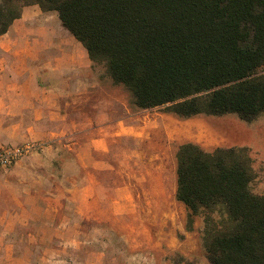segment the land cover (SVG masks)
<instances>
[{
	"label": "trees",
	"instance_id": "trees-1",
	"mask_svg": "<svg viewBox=\"0 0 264 264\" xmlns=\"http://www.w3.org/2000/svg\"><path fill=\"white\" fill-rule=\"evenodd\" d=\"M28 5L55 11L137 108L245 122L264 113V0H0V36ZM175 157L174 197L187 229L203 218L209 263L264 264V193L250 189L249 148L185 142Z\"/></svg>",
	"mask_w": 264,
	"mask_h": 264
},
{
	"label": "crops",
	"instance_id": "crops-1",
	"mask_svg": "<svg viewBox=\"0 0 264 264\" xmlns=\"http://www.w3.org/2000/svg\"><path fill=\"white\" fill-rule=\"evenodd\" d=\"M27 23L0 36V147H43L0 167V264H109V248L134 249L132 229L116 244L105 236L117 230L102 225L135 211L128 179L102 175L116 169L109 137L122 121L82 115L99 87L86 50L61 23L21 30Z\"/></svg>",
	"mask_w": 264,
	"mask_h": 264
},
{
	"label": "rangeland",
	"instance_id": "rangeland-1",
	"mask_svg": "<svg viewBox=\"0 0 264 264\" xmlns=\"http://www.w3.org/2000/svg\"><path fill=\"white\" fill-rule=\"evenodd\" d=\"M28 6L22 9L21 17L24 16L28 23L21 30L37 31L56 23L60 25L55 11L43 12L37 5ZM91 67L99 87L89 97L88 106L80 108L81 113L99 121L107 119L113 126L116 120L122 121L121 133L109 137L112 152L108 159L117 165L116 169L103 171L102 175L104 179H128L134 195L133 215L102 222L105 227L117 230L116 235L105 236V239L116 237V244L121 243L117 241L123 233L121 230H133L124 233L134 249L119 252L115 247L109 248V264H210L203 246V218L196 216L192 229H187V210L174 197L176 149L185 142L195 143L207 151L216 147H248L255 171L250 189L262 194L264 113L245 122L235 114L180 118L162 107L140 109L131 104L130 95L122 85L112 82L103 64L92 63ZM115 128L120 130V127ZM85 138L77 134L73 140L84 141ZM89 222L95 224L96 221Z\"/></svg>",
	"mask_w": 264,
	"mask_h": 264
},
{
	"label": "built area",
	"instance_id": "built-area-1",
	"mask_svg": "<svg viewBox=\"0 0 264 264\" xmlns=\"http://www.w3.org/2000/svg\"><path fill=\"white\" fill-rule=\"evenodd\" d=\"M41 143L30 142L20 145H8L0 147V167H9L30 152L41 148Z\"/></svg>",
	"mask_w": 264,
	"mask_h": 264
}]
</instances>
